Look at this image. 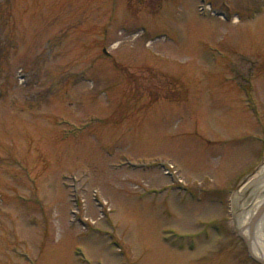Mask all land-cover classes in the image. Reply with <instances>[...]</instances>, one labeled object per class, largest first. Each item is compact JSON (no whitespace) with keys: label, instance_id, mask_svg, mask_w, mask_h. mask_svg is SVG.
Masks as SVG:
<instances>
[{"label":"rangeland","instance_id":"rangeland-1","mask_svg":"<svg viewBox=\"0 0 264 264\" xmlns=\"http://www.w3.org/2000/svg\"><path fill=\"white\" fill-rule=\"evenodd\" d=\"M263 166L264 0H0V264H259Z\"/></svg>","mask_w":264,"mask_h":264},{"label":"bare ground","instance_id":"bare-ground-1","mask_svg":"<svg viewBox=\"0 0 264 264\" xmlns=\"http://www.w3.org/2000/svg\"><path fill=\"white\" fill-rule=\"evenodd\" d=\"M248 196V197H246ZM264 201V166L256 178L250 181L241 191H237L235 224L241 237L246 240L253 253L264 259V213L255 221L254 214Z\"/></svg>","mask_w":264,"mask_h":264},{"label":"water","instance_id":"water-1","mask_svg":"<svg viewBox=\"0 0 264 264\" xmlns=\"http://www.w3.org/2000/svg\"><path fill=\"white\" fill-rule=\"evenodd\" d=\"M262 213H264V201L260 204V206L257 208L255 214H254V218H253V221H255ZM246 242V245H247V248H248V253H249V256L257 261L258 263L260 264H264V259H262L261 257H258L256 256L253 251L250 249V245L249 243L245 240Z\"/></svg>","mask_w":264,"mask_h":264},{"label":"flooded vegetation","instance_id":"flooded-vegetation-1","mask_svg":"<svg viewBox=\"0 0 264 264\" xmlns=\"http://www.w3.org/2000/svg\"><path fill=\"white\" fill-rule=\"evenodd\" d=\"M146 1H149V2H151V1L154 2V1H155V4H156V3H159V4H160L162 0H146Z\"/></svg>","mask_w":264,"mask_h":264}]
</instances>
